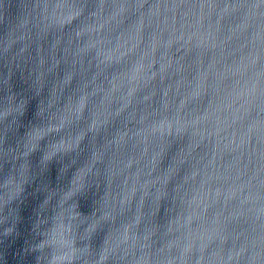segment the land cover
<instances>
[{
    "label": "water",
    "instance_id": "obj_1",
    "mask_svg": "<svg viewBox=\"0 0 264 264\" xmlns=\"http://www.w3.org/2000/svg\"><path fill=\"white\" fill-rule=\"evenodd\" d=\"M0 264H264V0H0Z\"/></svg>",
    "mask_w": 264,
    "mask_h": 264
}]
</instances>
